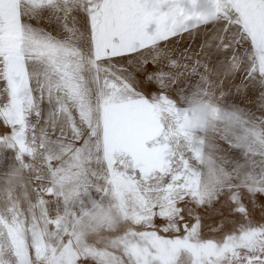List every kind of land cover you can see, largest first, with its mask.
Returning a JSON list of instances; mask_svg holds the SVG:
<instances>
[{
  "label": "snow or ice",
  "instance_id": "snow-or-ice-1",
  "mask_svg": "<svg viewBox=\"0 0 264 264\" xmlns=\"http://www.w3.org/2000/svg\"><path fill=\"white\" fill-rule=\"evenodd\" d=\"M0 264H264V0H0Z\"/></svg>",
  "mask_w": 264,
  "mask_h": 264
}]
</instances>
